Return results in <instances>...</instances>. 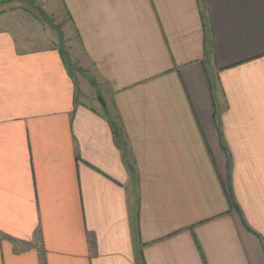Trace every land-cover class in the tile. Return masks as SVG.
Returning <instances> with one entry per match:
<instances>
[{
  "label": "crops",
  "instance_id": "0c3cea01",
  "mask_svg": "<svg viewBox=\"0 0 264 264\" xmlns=\"http://www.w3.org/2000/svg\"><path fill=\"white\" fill-rule=\"evenodd\" d=\"M37 1L59 31L0 11V264H264V0Z\"/></svg>",
  "mask_w": 264,
  "mask_h": 264
},
{
  "label": "rangeland",
  "instance_id": "374dc122",
  "mask_svg": "<svg viewBox=\"0 0 264 264\" xmlns=\"http://www.w3.org/2000/svg\"><path fill=\"white\" fill-rule=\"evenodd\" d=\"M41 4L37 0H0V11L3 10H22L32 18H35L42 22L44 25H48L51 27L58 28L60 30V26L56 23L54 18L49 17L46 13L41 9ZM41 13L45 15L46 18L41 16ZM58 48L66 54V60L68 65L73 70L74 74L77 77L76 71L80 70L77 66H74L72 61L70 60V54L66 51L67 46L65 45V40L62 37L58 42ZM67 52V53H66ZM78 79V77H77Z\"/></svg>",
  "mask_w": 264,
  "mask_h": 264
},
{
  "label": "trees",
  "instance_id": "16d2710c",
  "mask_svg": "<svg viewBox=\"0 0 264 264\" xmlns=\"http://www.w3.org/2000/svg\"><path fill=\"white\" fill-rule=\"evenodd\" d=\"M41 16L46 18L45 15L43 13H41ZM212 45L206 42V48H205V56L206 58H209L212 56ZM110 126L112 127L113 133H114V140L116 145L121 149L122 151V155L124 157H126V153H127V145H126V141H125V137L123 135V132L121 131V129L119 128V126L117 125L116 121L114 120H110ZM124 160L126 161V165L130 168V165L128 163V161L124 158Z\"/></svg>",
  "mask_w": 264,
  "mask_h": 264
},
{
  "label": "water",
  "instance_id": "95a60500",
  "mask_svg": "<svg viewBox=\"0 0 264 264\" xmlns=\"http://www.w3.org/2000/svg\"><path fill=\"white\" fill-rule=\"evenodd\" d=\"M98 101H99L101 107L105 110L106 106H105V103H104V100L102 99V97H98Z\"/></svg>",
  "mask_w": 264,
  "mask_h": 264
}]
</instances>
